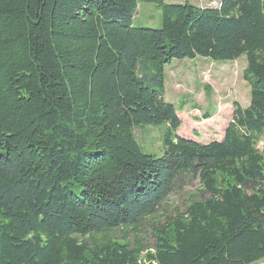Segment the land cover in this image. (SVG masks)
I'll list each match as a JSON object with an SVG mask.
<instances>
[{"label":"trees","instance_id":"16d2710c","mask_svg":"<svg viewBox=\"0 0 264 264\" xmlns=\"http://www.w3.org/2000/svg\"><path fill=\"white\" fill-rule=\"evenodd\" d=\"M144 2L159 28L134 25ZM197 57H245L251 89L207 144L178 134L164 96L166 65ZM163 123V155L144 152L135 129ZM263 138L264 0H0V264H256ZM192 179L196 198L144 246Z\"/></svg>","mask_w":264,"mask_h":264},{"label":"rangeland","instance_id":"374dc122","mask_svg":"<svg viewBox=\"0 0 264 264\" xmlns=\"http://www.w3.org/2000/svg\"><path fill=\"white\" fill-rule=\"evenodd\" d=\"M167 3H184L186 1L201 7H217L221 0H165ZM162 12L154 3H141L134 25L159 28ZM247 65L245 57L237 60L212 61L209 58L176 59L166 65L165 99L172 103L182 120L178 134L182 137L198 140L201 143L221 141L225 130L232 120L233 104L240 102L244 107L251 101V89L244 79ZM135 129V135L144 152L162 156L163 137L167 129L166 123L144 125ZM264 151V138L257 144ZM200 184L192 179L183 190L174 191L163 202L157 214L142 226L138 234L144 246L152 247L154 237L150 222H165L169 217L183 211L198 195ZM123 232L115 229L107 233V237L121 238ZM128 239L134 243L135 235ZM145 253V252H144ZM143 253V254H144ZM256 264H264V259Z\"/></svg>","mask_w":264,"mask_h":264}]
</instances>
